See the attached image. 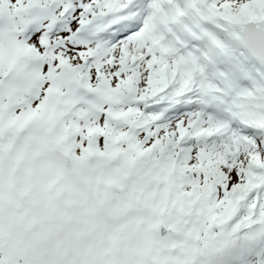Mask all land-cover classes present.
<instances>
[{
	"label": "snow or ice",
	"instance_id": "obj_1",
	"mask_svg": "<svg viewBox=\"0 0 264 264\" xmlns=\"http://www.w3.org/2000/svg\"><path fill=\"white\" fill-rule=\"evenodd\" d=\"M0 264H264V0H0Z\"/></svg>",
	"mask_w": 264,
	"mask_h": 264
}]
</instances>
